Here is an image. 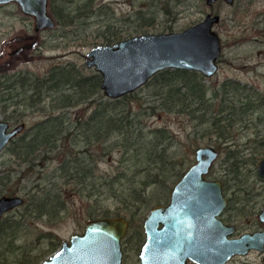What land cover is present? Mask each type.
Segmentation results:
<instances>
[{
  "label": "trees",
  "instance_id": "obj_1",
  "mask_svg": "<svg viewBox=\"0 0 264 264\" xmlns=\"http://www.w3.org/2000/svg\"><path fill=\"white\" fill-rule=\"evenodd\" d=\"M170 2L149 1L151 11L137 10L141 19L138 26L147 30L155 23L159 12L172 13ZM49 6L60 25H75L82 30L91 28L94 36L107 42L126 38V31L117 24L123 17L110 1L50 0ZM148 12L151 14L147 15ZM0 81L3 88L0 89V95L3 94L0 96L1 112L11 122L22 121L25 114L17 108L10 109L5 99L20 96L14 103L24 104L32 112L45 113L8 144L19 163L15 168L9 167L6 180L19 184L36 173V178L41 179L37 178V183L27 190L20 211L0 220V264H39L46 258V252L52 253L61 245L62 240L57 237L50 240L47 248L33 253L32 245L23 246L16 240L22 238L21 230L28 219L60 220L68 211L71 191L87 196L89 204L101 203L104 198H113L123 204L118 203L115 211L105 209L103 215H119L124 208L131 207L130 226L143 218L155 203L169 198L170 190L190 163L186 152L179 147L181 141L175 131L166 125H149L146 116L161 109L186 112L206 126L203 135L214 133L227 140L233 134L238 111L257 109V99L264 103V95L255 97L240 93L241 106L236 110L234 104L227 102L235 101L231 96L239 89L237 80L225 81L221 87L212 86L204 82V73L185 68L170 67L155 73L139 87L155 88L139 106L134 105L139 99V89L117 98L106 96L99 71L86 73L72 63L53 65L42 75L30 71L6 72ZM221 88H224L222 98L219 96ZM219 142L217 139L218 146ZM114 148L121 151V167L100 171V159ZM263 154L264 150H259L255 162ZM57 156L60 159L56 162ZM237 156L234 154V159ZM17 184L10 186L12 194L18 191ZM162 187H166L168 193L159 190ZM44 235L54 236L50 230L41 232L37 238ZM3 250L7 252L2 254ZM9 252H13L14 258Z\"/></svg>",
  "mask_w": 264,
  "mask_h": 264
},
{
  "label": "rangeland",
  "instance_id": "obj_2",
  "mask_svg": "<svg viewBox=\"0 0 264 264\" xmlns=\"http://www.w3.org/2000/svg\"><path fill=\"white\" fill-rule=\"evenodd\" d=\"M106 1H110L112 6L116 7L117 13L123 17L117 24L124 28L126 36L147 31H178L189 26V24L200 21L199 19L204 17L207 12L220 13L221 22L216 24V28L219 30L223 40V52L219 59L218 70L212 76L204 74V82L212 86L221 87L225 81L237 80L241 87L239 86L238 90L233 91L234 96H231V98L235 101L227 102L234 104V107L237 108L236 110H240L241 106L239 101L240 93L244 96L250 94L255 97L264 95V0H236L231 4L225 0H217L209 4L206 0H171L170 6L173 12H159L155 23L149 25L147 30L138 26L141 19L137 10L151 11L152 7L149 5V1L152 0ZM153 2L156 8L157 5H155V1ZM150 3L152 4V2ZM150 14L151 12L147 13V15ZM34 23L35 17L24 13L18 1L12 0L7 2V4L0 5V49L1 46L5 45L6 39L12 38L16 34H35ZM94 35L95 31L93 29L82 30L75 25H60L56 23L51 28H42L38 33L37 42L31 44L30 48L24 49L25 54L23 57L9 56L15 64L8 69L5 68L0 71V80L1 75L6 72L8 74H17L21 73V71H30L34 74L42 75L47 73L53 65L63 63L75 64L83 68L86 73L95 72L96 68L86 65V52L94 44L104 42L105 39ZM11 43L17 45L18 42L13 40ZM5 48L9 51L12 46L7 44ZM5 57L0 59L5 60ZM0 84H2L1 81ZM1 86L0 89L2 88ZM143 87L137 92L139 99L135 102V106H139L141 100L151 96L152 91L155 89L152 86ZM17 90L19 88L15 90V93H17ZM223 90L224 88L220 89L221 95L219 96L221 98L224 95ZM16 99H5L6 101L4 100V102L9 104L10 109L17 108L18 111L24 112L25 115H23L22 119L27 122L28 126L33 125L36 120L44 117L45 113L43 112H32L24 104L19 106V103H14ZM18 100H20V96H18L16 101ZM257 102L259 106L255 110L238 111L239 118L234 123L233 134L227 140L214 133V135L211 133L203 135L202 132L206 126L186 112H168L161 109L145 117L149 125H166L175 131L181 141L180 149L182 152H186L188 164L196 160L197 146L206 145L207 143L216 145L217 139L221 141L218 146L221 148V153L208 176L210 178H220L223 181L226 179L227 194L230 196L231 201L229 207L225 210L224 217L226 221L235 222L239 226L237 234H241L246 230L252 231V229L261 225L257 214L261 210L262 205H264V178L259 175L257 165L264 154L257 162L254 159L259 150H264V103L260 99H257ZM1 115L6 118L3 111ZM16 122L12 120V123ZM234 154L238 155L236 159L233 157ZM58 156L56 162L60 159ZM15 159L8 146L0 151L1 176L4 177L0 179V195L11 193L9 191L12 189L10 186L17 184L16 182L7 181L5 176L9 167L15 168L18 166L19 161ZM120 159L121 151L117 148L112 149L108 155L100 159L98 163L100 171L106 169L114 171L120 168ZM36 176L37 173L26 177L25 181L17 184L19 187L16 193L27 197V190L34 183H37L38 179H41L39 177L37 179ZM165 188L162 187L159 190L166 194L168 192ZM69 196L68 211L64 212L60 220L48 222L43 219H32V221L28 219L21 230L23 233L22 238H18L16 242L23 246L32 245L34 248L31 252L35 253L36 250L47 248L51 239L58 237L59 240L63 238L69 240L72 233H82L89 218L102 216L105 209L115 211L118 203L121 204L113 198H104L101 203L89 204L87 196L74 191H71ZM20 207L21 205H18L9 210L5 216L17 213L20 211ZM130 210L131 207L128 209L124 208L122 214L130 218ZM96 213L101 215L93 216ZM145 216L135 220V224L129 227L124 236L122 243V248L124 249L123 264H140V245L145 238L143 225ZM140 225H142V228ZM50 230L54 236L44 235L37 238L41 232H49ZM0 250H2L1 247ZM5 252L7 251L3 250L2 254H5ZM49 253L51 252L45 253L46 257L51 255ZM10 254L14 258L13 252ZM261 258V252L253 249L247 254L234 255L225 264H260Z\"/></svg>",
  "mask_w": 264,
  "mask_h": 264
},
{
  "label": "water",
  "instance_id": "obj_3",
  "mask_svg": "<svg viewBox=\"0 0 264 264\" xmlns=\"http://www.w3.org/2000/svg\"><path fill=\"white\" fill-rule=\"evenodd\" d=\"M15 1L24 13L35 17L36 30L56 25L50 0ZM225 1L231 4L235 0ZM199 20L178 31L137 32L115 42L96 43L86 52V65L101 73V88L113 98L139 89L164 68L195 69L212 76L223 52L216 28L221 15L210 11ZM25 126V121L12 124L0 109V151ZM196 148V160L175 182L169 201L155 204L145 217L140 264H189L188 258L196 264H223L235 253H247L253 247L264 250V227L234 235L236 225L221 216L229 202L223 182L207 177L220 149L211 144ZM257 167L264 178V156ZM24 202L19 193L1 195L0 220ZM259 217L264 220V206ZM128 228L125 215L89 218L82 233L63 238L61 246L40 264H122Z\"/></svg>",
  "mask_w": 264,
  "mask_h": 264
},
{
  "label": "flooded vegetation",
  "instance_id": "obj_4",
  "mask_svg": "<svg viewBox=\"0 0 264 264\" xmlns=\"http://www.w3.org/2000/svg\"><path fill=\"white\" fill-rule=\"evenodd\" d=\"M217 1V0H216ZM236 1V0H235ZM234 1V2H235ZM215 2V1H214ZM213 3V2H212ZM233 3V2H232ZM3 4H7V3H0V5H3ZM221 22V21H220ZM219 22V23H220ZM35 24V23H34ZM218 24V23H217ZM42 28H40V30H41ZM36 30V29H35ZM40 30H36V33L35 34H27V33H19V34H16L15 36H13L12 38H8V39H6V41L4 42L5 43V45H3V46H1V49H0V58H2V57H5V55H7V57H5L4 59L5 60H3V59H0V67H2V68H0V71L1 70H3V69H5V68H10L12 65H14L15 64V62L14 61H12L11 60V58H9V56H14V57H17V58H20V57H23L24 56V54H25V50L24 49H26V48H30V46H31V44H33V43H35V42H37V38H38V33L40 32ZM13 40H15V41H17L18 43H17V45H15V44H13V43H11ZM9 45V44H11V46H12V48L11 49H9V51L8 50H6V48H5V46L6 45ZM27 57V56H26ZM193 70H195V69H193ZM196 71H198V70H196ZM198 72H200V71H198ZM201 73V72H200ZM207 76V75H206ZM1 109V108H0ZM23 121H25L24 119L22 120V121H19V122H23ZM10 122H11V120H10ZM12 123V122H11ZM16 123H18V122H16ZM12 124H14V123H12ZM25 124H26V126L23 128V130L21 131V132H23L24 131V129L28 126L27 125V122L25 121ZM21 132H18L16 135H18L19 133H21ZM15 135V136H16ZM14 136V137H15ZM13 139V138H12ZM11 139V140H12ZM10 140V141H11ZM9 141V142H10ZM9 142L7 143V144H5L4 146H3V148H5L6 146H8V144H9ZM207 144H210V143H207ZM211 145H213L214 147H218V145L216 144V145H214V144H211ZM200 146V145H199ZM198 147V146H197ZM219 149H220V153H221V148L220 147H218ZM197 149V148H196ZM3 150V149H2ZM1 150V151H2ZM218 159V158H217ZM215 164V163H214ZM214 164L212 165V167L214 166ZM189 166V165H188ZM187 166V167H188ZM186 167V168H187ZM212 167L210 168L211 170L207 173V177H209L208 176V174L210 173V172H212ZM185 168V169H186ZM185 172H186V170H185ZM184 172V173H185ZM183 173V174H184ZM182 174V175H183ZM181 175V176H182ZM0 176H1V171H0ZM180 176V177H181ZM179 177V178H180ZM178 178V179H179ZM210 178V177H209ZM177 179V180H178ZM217 179V178H216ZM218 179H220V178H218ZM176 180V181H177ZM222 180V182H223V189H225V193H226V195H227V199L229 200V202H228V205L225 207V209L223 210L224 212L221 214V216H222V218H223V220L224 221H226V218L224 217V213H225V210L229 207V205H230V196H228V194H227V189H226V185H225V182L223 181V179H221ZM175 185V184H174ZM173 188V187H172ZM172 190V189H171ZM171 190H170V192H171ZM172 193V192H171ZM171 193H170V195H169V198L165 201V202H161V203H166L167 201H169V199H170V197H171ZM5 194V193H4ZM8 194H12V193H8ZM20 194V193H19ZM3 195V194H2ZM22 195V194H21ZM1 196V195H0ZM23 197H24V199H25V196L24 195H22ZM25 201H26V199H25ZM25 203V202H24ZM23 203V204H24ZM155 204H158V203H155ZM20 205H22V204H20ZM18 206V205H17ZM153 206H155V205H153ZM152 206V207H153ZM264 205H262V207H263ZM151 207V208H152ZM262 207H261V210H262ZM150 208V209H151ZM13 209V208H12ZM150 209L147 211V213L150 211ZM11 210V209H10ZM260 210V211H261ZM259 211V212H260ZM259 212H258V214H257V217H258V220H259V222H261V225H259L258 227H256V228H254V229H252V230H256V229H263V227H264V220H261L260 219V217H259ZM147 213H146V216H147ZM119 215H123V214H119ZM125 215V214H124ZM5 216V215H4ZM126 216V215H125ZM145 216V217H146ZM127 218L129 219V227H130V218L127 216ZM144 220H145V218H144ZM228 223H234L235 225H236V230L234 231L235 233H234V235H242V233L243 232H245V231H243L241 234H237V232L239 231V226L235 223V222H229V221H227ZM143 223H144V221H143ZM262 224H263V226H262ZM129 229V228H128ZM128 231V230H127ZM246 231H249V230H246ZM127 233V232H126ZM125 233V234H126ZM144 236H145V228H144ZM62 240V239H61ZM145 240H146V236H145V238H144V241L142 242V244L140 245V247H141V249H142V245H143V243L145 242ZM61 246V245H60ZM59 246V247H60ZM141 249H140V251H141ZM253 249H256V250H258V251H260L261 252V254H262V258H261V260H260V264H264V250H260V249H258V248H255V247H253L252 249H250L247 253H249L251 250H253ZM55 251V250H54ZM123 251H124V249H123ZM53 253V252H52ZM124 253V252H123ZM247 253H243V254H247ZM236 254H242V253H235V254H233L232 255V257L234 256V255H236ZM242 254V255H243ZM232 257L230 258V259H232ZM123 258V257H122ZM139 258H140V252H139ZM141 259V258H140ZM229 259V260H230ZM229 260H227L226 262H228ZM225 262V263H226ZM123 263H124V258H123ZM122 263V264H123ZM140 263H141V260H140ZM188 263L189 264H196V262L194 261V260H192L191 258H188ZM225 263H223V264H225ZM40 264V263H39Z\"/></svg>",
  "mask_w": 264,
  "mask_h": 264
}]
</instances>
